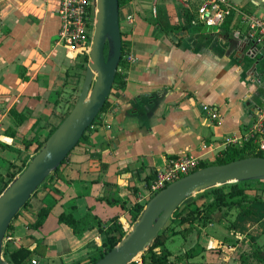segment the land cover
<instances>
[{
	"label": "crops",
	"instance_id": "crops-1",
	"mask_svg": "<svg viewBox=\"0 0 264 264\" xmlns=\"http://www.w3.org/2000/svg\"><path fill=\"white\" fill-rule=\"evenodd\" d=\"M204 1L130 0L120 8L130 47L125 86L113 90L111 109L90 140L76 147L53 182L12 222L7 247L32 252L26 264L86 263L103 248L114 219L131 230L138 195L170 159L193 155L212 163L228 148L226 138H240L255 122L264 106V49L234 33L241 26L238 15L220 28L193 24L188 13ZM232 2L264 20V0ZM58 6L59 0H0V178L5 180L31 160L37 142L65 116L66 76L89 56L59 41ZM258 55L262 67L255 62ZM13 108L26 116L20 126ZM11 128L15 136L8 134ZM25 141L33 145L26 148ZM44 207L51 208L49 216L32 227ZM254 210L231 231L214 222L172 237L171 259L195 248L187 264H237L232 241L264 231L263 206ZM69 214L81 235L62 222ZM248 223L251 230L241 237L236 229Z\"/></svg>",
	"mask_w": 264,
	"mask_h": 264
},
{
	"label": "water",
	"instance_id": "water-1",
	"mask_svg": "<svg viewBox=\"0 0 264 264\" xmlns=\"http://www.w3.org/2000/svg\"><path fill=\"white\" fill-rule=\"evenodd\" d=\"M96 24L89 64L78 100L42 149L0 195V264L5 237L23 207L39 187L78 146L108 101L122 58L119 0H97ZM264 181V157L252 156L200 168L154 195L123 240L95 264H131L154 243L175 212L189 198L231 183Z\"/></svg>",
	"mask_w": 264,
	"mask_h": 264
},
{
	"label": "trees",
	"instance_id": "trees-1",
	"mask_svg": "<svg viewBox=\"0 0 264 264\" xmlns=\"http://www.w3.org/2000/svg\"><path fill=\"white\" fill-rule=\"evenodd\" d=\"M130 0H119L120 8L127 4ZM189 17L193 19L195 14L191 15L188 13ZM232 17L227 19V22H231ZM0 22H1V11H0ZM121 34L123 41V50H122V58L118 67V72L116 75L115 83L113 86V90L117 87L125 86V77L124 68H127L128 64V56L130 54V47L127 42L128 34L123 30V26L121 24ZM89 64V56H83V60L81 65L75 68V72L68 73L64 82V87H70L73 85V94L68 95L69 107L65 116L61 118V121L52 128L48 137L44 142H37V146L34 151V156L42 149L47 139L56 131V129L61 125V123L66 119V117L70 114L72 109L74 108L78 97L74 95L75 92H78L83 86L86 70ZM22 80H24V75H22ZM69 90V89H68ZM111 95L106 102L103 110L96 118L95 122L89 127V129L85 132L83 138L81 139L78 146L87 143L90 140L92 133L94 132L93 126L97 125V121L100 117L103 116L104 113H107L111 109ZM11 115L16 120V125L20 126L26 120V116L19 112L17 109L13 108L11 110ZM9 135L15 136L16 129L11 128ZM26 148L33 145V141H25ZM77 146V147H78ZM76 149V148H75ZM74 149V150H75ZM73 150V151H74ZM72 151V152H73ZM66 158L63 164L53 172L46 181L39 187L37 192L34 194L37 195L39 191L53 182L56 176L61 172L63 166L69 161L70 156ZM253 155L249 154L243 148L239 146H231L228 147L222 154V156L218 157L216 161L209 163H201V168L208 167L211 165L217 164H226L235 160L252 157ZM32 159V158H31ZM30 162V161H29ZM28 162V163H29ZM27 164H23L22 166H16L13 168L12 172L9 173L8 179L0 178V183L4 182V187L0 188V195L7 188V186L27 167ZM249 181L247 182H238L231 183L224 186L216 187L213 189H209L205 192L199 193L196 196L189 198L186 200L184 204V208L182 210L178 209L173 217L169 220L166 226L163 228L161 233L158 235L154 243L151 247L143 253L141 256V261H135L131 264H187V261L191 259L194 255L195 248H190L181 256H178L177 260H172V252L167 247V241L176 235H183L191 230H197V226H205L206 223H218L222 225L227 230H233L236 227V221L240 217H252L256 214L254 207L263 206L264 211V198L261 195H252V192L260 191V188L255 186H248ZM33 196V197H34ZM192 199V200H191ZM191 200V201H190ZM31 201V200H30ZM30 201L23 207V209L19 212L17 217L22 213V211L28 207ZM188 201V202H187ZM144 206L135 204L134 209L132 211V225H134L141 213L143 212ZM51 212L50 207H44L41 209L36 221L31 225L34 228H39L44 224L47 217ZM16 217V218H17ZM15 218V219H16ZM264 218V214L262 216ZM14 219V220H15ZM62 222L69 225L77 235H81L83 230H79V223L74 219V217L69 215H63L61 217ZM12 227V224L10 228ZM127 232L124 230L123 226L118 222L117 219H114L106 229L107 241L104 244L103 248L98 250L95 255H92L86 263L80 261L76 264H95L101 258H103L108 252H110L117 244H119L123 238L126 236ZM264 231L260 235L247 234L240 245L239 240H234L232 243L234 245H238V257L237 264H264ZM243 246H246V249L241 250ZM32 256V252L25 248L11 249L10 247H6L4 251V258L9 262V264H26L30 260ZM181 257V258H180Z\"/></svg>",
	"mask_w": 264,
	"mask_h": 264
},
{
	"label": "built area",
	"instance_id": "built-area-1",
	"mask_svg": "<svg viewBox=\"0 0 264 264\" xmlns=\"http://www.w3.org/2000/svg\"><path fill=\"white\" fill-rule=\"evenodd\" d=\"M176 1L187 5L190 0ZM97 12V0H59L57 8L61 22L58 32L59 41L81 53L89 54ZM194 14L193 24H203L214 28L222 27L228 18L238 15L241 26L235 28L234 33L246 42L264 49V20L241 11L232 0H205L197 7ZM102 117L98 119L97 124L101 122ZM225 144L228 147L239 146L253 156L264 157V106L258 110L255 122L244 131L240 138H226ZM200 168V159L193 155L170 159L163 169L158 170L155 178L143 187L137 202L145 207L154 195L169 184ZM11 241L12 236L8 231L5 237V248ZM33 264H37L36 261H33Z\"/></svg>",
	"mask_w": 264,
	"mask_h": 264
},
{
	"label": "rangeland",
	"instance_id": "rangeland-1",
	"mask_svg": "<svg viewBox=\"0 0 264 264\" xmlns=\"http://www.w3.org/2000/svg\"><path fill=\"white\" fill-rule=\"evenodd\" d=\"M81 59H82V57H81ZM83 60V59H82ZM261 60H263V58L261 57V56H256L255 57V62H260V66L263 64L262 62H261ZM262 67V66H261ZM260 67V68H261ZM262 68H264V67H262ZM264 70V69H263ZM72 72H75V70H71ZM68 89H69V92H68V95H72L73 94V85L72 86H70V87H68ZM248 186H255V187H257V188H260L261 190L260 191H257L256 193L255 192H252L251 194L252 195H255V194H259V195H261V196H263V198H264V181H249V183H248ZM195 198H198L196 195H195ZM192 200V199H191ZM190 200V201H191ZM188 202V201H187ZM249 223L248 224H246L245 226L243 225V226H241L240 228H237L236 230H238L239 232H240V235H241V237L246 233V232H248L249 230H251V228L249 227ZM132 228H133V226H132ZM132 228H131V230H132ZM131 230H129V232L131 231ZM129 232H127V233H129ZM246 235V234H245ZM263 239H264V237H263ZM243 240V239H242ZM238 242H240V241H238ZM242 243L240 242V245H241ZM239 245V244H238ZM237 245V246H238ZM244 249H246V246H243L242 245V248H241V250H244ZM138 261H141V257H139L138 259H137ZM233 261V260H232ZM235 262V261H234ZM233 264H235V263H233Z\"/></svg>",
	"mask_w": 264,
	"mask_h": 264
}]
</instances>
